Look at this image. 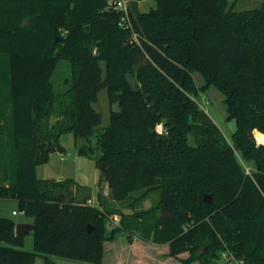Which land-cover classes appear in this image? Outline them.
I'll return each instance as SVG.
<instances>
[{
  "label": "trees",
  "instance_id": "1",
  "mask_svg": "<svg viewBox=\"0 0 264 264\" xmlns=\"http://www.w3.org/2000/svg\"><path fill=\"white\" fill-rule=\"evenodd\" d=\"M154 1L142 12L129 0L123 26L116 0H0L10 86L0 100V199H15L35 224L29 251L26 233L0 215V264L38 256L102 264L106 242L120 233L130 244H167L181 264H223L224 250L264 264V141L255 132L264 134V0L242 11L232 0ZM61 59L72 63L73 82L57 109L52 77ZM211 85L236 120L231 142L198 104ZM104 89L109 124L96 133ZM65 133L85 140L78 153L95 158L113 200L157 190L158 203L120 212L111 227L115 210L89 203L91 188L81 194L74 178L41 179L49 152L66 150ZM237 152L255 164L251 174Z\"/></svg>",
  "mask_w": 264,
  "mask_h": 264
},
{
  "label": "rangeland",
  "instance_id": "2",
  "mask_svg": "<svg viewBox=\"0 0 264 264\" xmlns=\"http://www.w3.org/2000/svg\"><path fill=\"white\" fill-rule=\"evenodd\" d=\"M234 6L237 5V10L255 8L257 7L261 0H232ZM151 2H141L142 8L148 7ZM6 53L0 52V100L6 102L8 100V94L10 86L7 81V71H8V60ZM104 65V62H102ZM201 77L199 73L195 74V80L199 83L198 77ZM131 81L136 84V78L130 76ZM73 80V65L69 60L61 59L58 62V65L54 71L52 77V84L54 93L58 96L56 100V108H59V99L65 97L68 88H70ZM201 94L207 97L210 100L208 105V113L212 119L219 124L226 138H230L231 134L236 130L237 123L233 119H224V114L226 113L225 105L223 102V97L221 92L215 88L210 87L209 90H202L198 96V99H201ZM95 107L102 112L103 118L102 123L97 127L96 133L102 131L109 124V113L111 106L109 104V99L107 95V90L104 89L99 93V99L95 104ZM113 108H117L116 105ZM58 113L54 116L52 115L50 123H54L57 120ZM62 146L66 148L62 153L55 149L49 152L48 160L38 166V176L41 179H48L50 181L56 180L60 175H63L64 178H74L78 180L81 184L88 185L93 189L91 192V204L94 205H103L115 210L116 216H113L108 224L110 226H115L120 223V218L122 217L120 212L132 213L138 210H147L153 207L158 203L160 193L157 190H152L148 192L145 196H142V190L134 191L130 197L125 200H113L112 198L93 197L94 193L102 191V187L98 186L99 182V170L95 165V158L78 155V147L85 143L84 139L75 138L72 133H65L60 139ZM93 142H96L95 137ZM93 143V144H94ZM63 180V179H60ZM78 188V187H77ZM80 189V188H78ZM81 190V189H80ZM109 188H106L108 191ZM108 196V195H106ZM16 213L13 214L12 211ZM160 211H157L159 214ZM0 215L1 216H10L17 223H21L25 220L33 221L32 216L26 215L24 212L19 210L18 202L15 199H0ZM109 226V228H110ZM136 241V242H135ZM132 244L128 243L125 239V235L120 233L117 235V238L107 243V261L112 256L110 245H113L117 250L115 252L119 254L118 256L125 257L126 260L124 264H133L130 262L133 257L134 260H147V263L141 264H156L155 259L158 258V264H176L177 260H174L172 257L167 256V244L161 243H152V242H143L142 240L136 239ZM24 249L32 251L34 249V235L30 231L25 235ZM231 253L230 250H224L220 253V260L222 261L225 258L226 253ZM57 260L64 264H86L84 261H74L65 258H58ZM43 258H37L36 264H43ZM179 261V260H178ZM110 262V261H109ZM180 262V261H179ZM223 262V261H222ZM113 264V263H112ZM181 264V263H180ZM193 264H198L194 262Z\"/></svg>",
  "mask_w": 264,
  "mask_h": 264
},
{
  "label": "crops",
  "instance_id": "3",
  "mask_svg": "<svg viewBox=\"0 0 264 264\" xmlns=\"http://www.w3.org/2000/svg\"><path fill=\"white\" fill-rule=\"evenodd\" d=\"M128 2H129V0H128ZM141 2H151L150 3V5L148 6V7H145V8H142V6H141ZM261 5V2H260V4L257 6V7H259ZM156 6V2L154 1V0H138V7H139V9H140V11H142V12H146V11H148L149 9H151V8H153V7H155ZM235 7V10H237L236 9V7H237V5H235L234 6ZM256 8V7H255ZM247 9H251V7L250 8H247ZM242 10H246V9H242ZM242 10H237V11H242ZM196 73H199V72H194V78H195V74ZM200 75H201V73H199ZM198 79H199V83H197L199 86H202V85H204L206 82H205V79H204V77L201 75V77L199 76L198 77ZM197 82V81H196ZM210 87H215L214 85H211ZM210 87H208L207 89H206V91L207 90H209L210 89ZM215 88H217V87H215ZM218 89V88H217ZM219 90V89H218ZM220 91V90H219ZM221 92V91H220ZM221 94H222V99H223V102H224V95H223V93L221 92ZM201 96H202V94H201ZM198 102H199V99H198ZM224 105H225V109H226V113L224 114V119L225 118H228V112H227V108H226V104H225V102H224ZM217 124V123H216ZM218 126H219V124H217ZM220 127V126H219ZM221 128V127H220ZM222 130V129H221ZM231 136H232V134H231ZM226 137V136H225ZM227 140L228 141H230L231 142V137L230 138H227ZM61 152V151H60ZM62 153V152H61ZM78 155H80L79 153H78ZM237 157H238V159L240 160V162H241V164H242V166H244V167H250L251 168V170L252 171H254L255 170V164L252 162V161H248V160H246V159H244L243 157H242V155L239 153V152H237ZM37 172H38V168H37ZM100 175V174H99ZM100 178V177H99ZM60 179H65L64 177H63V175H60L56 180H60ZM76 181V185H77V187L78 188H80V189H78V192H80L81 194L82 193H85V194H87L88 193V191H87V189L86 188H91V187H89L88 185H84V184H81L80 182H78V180H75ZM98 186L100 187V185H99V182H98ZM101 187H102V191H100V192H98V190H97V193L95 194L94 193V195H93V197L96 195L97 197H99L100 195V193H101V196L100 197H102L103 199H105V197L107 198V197H109V198H111V196H110V194H109V191L110 190H108V191H106V188H109V185H108V183L107 182H103L102 184H101ZM91 191H92V193H93V189L91 188ZM92 195V194H91ZM106 195H108V196H106ZM14 212V210L12 211V213ZM13 214H15V213H13ZM116 216V215H115ZM10 217V216H9ZM16 222V221H15ZM21 223H34L33 221H30V220H25V221H22ZM16 224H18L17 222H16ZM28 233V232H27ZM136 242V241H135ZM107 243L108 242H106V253H105V256H104V259H103V263L102 264H124V262H125V260H126V258L125 257H121V256H118L119 254H117L116 252H115V250H117V248H115L113 245H110L111 247H110V250H111V253H112V256L109 258V260L107 261V251H108V246H107ZM112 242H110V244H111ZM167 249V251H168V248H166ZM37 258H43L42 256H38ZM37 258H36V261H37ZM59 258V257H58ZM52 259L54 260V261H56L57 263H60V264H64V263H62V262H60L59 260H57V258H56V256H53L52 257ZM175 260V259H174ZM110 261V262H109ZM133 261L135 262V264H141V263H147L148 261L147 260H134L133 259ZM155 263L156 264H158V258H156L155 260ZM131 262V261H130ZM42 263L43 264H46L45 263V261H44V259H42ZM86 264H88L87 262H85ZM154 264V263H153ZM176 264H180L178 261H176Z\"/></svg>",
  "mask_w": 264,
  "mask_h": 264
},
{
  "label": "built area",
  "instance_id": "4",
  "mask_svg": "<svg viewBox=\"0 0 264 264\" xmlns=\"http://www.w3.org/2000/svg\"><path fill=\"white\" fill-rule=\"evenodd\" d=\"M116 7L123 13V19L121 22V25L123 26H128L130 25L129 20H130V15H129V9H128V0H116ZM210 103V100L205 97L201 96V99L199 100L198 104L199 106L208 112V105ZM158 131L160 133L166 132V129L163 127L162 124L158 125ZM246 173L251 174V168L250 167H245ZM91 203V200L88 201ZM13 213H16L15 211ZM226 257L223 258V264H245L243 259L237 258L234 256L232 253H226Z\"/></svg>",
  "mask_w": 264,
  "mask_h": 264
},
{
  "label": "water",
  "instance_id": "5",
  "mask_svg": "<svg viewBox=\"0 0 264 264\" xmlns=\"http://www.w3.org/2000/svg\"><path fill=\"white\" fill-rule=\"evenodd\" d=\"M257 136H258V139L260 141H264V134L259 132V131H255ZM205 201L207 202H212L213 201V198H212V195L211 194H206L205 195ZM35 229V224L34 223H18L16 224L15 226V232L16 234H25L27 232H30L32 230ZM91 229V227H90Z\"/></svg>",
  "mask_w": 264,
  "mask_h": 264
}]
</instances>
